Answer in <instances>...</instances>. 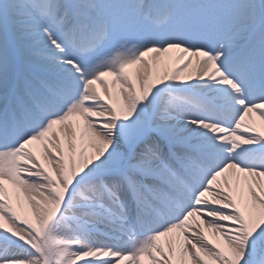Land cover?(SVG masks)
<instances>
[{"label": "snow or ice", "instance_id": "1", "mask_svg": "<svg viewBox=\"0 0 264 264\" xmlns=\"http://www.w3.org/2000/svg\"><path fill=\"white\" fill-rule=\"evenodd\" d=\"M0 264H264V0H0Z\"/></svg>", "mask_w": 264, "mask_h": 264}, {"label": "bare ground", "instance_id": "2", "mask_svg": "<svg viewBox=\"0 0 264 264\" xmlns=\"http://www.w3.org/2000/svg\"><path fill=\"white\" fill-rule=\"evenodd\" d=\"M187 71H191V69L187 70Z\"/></svg>", "mask_w": 264, "mask_h": 264}]
</instances>
